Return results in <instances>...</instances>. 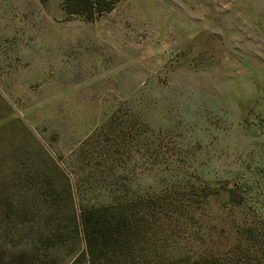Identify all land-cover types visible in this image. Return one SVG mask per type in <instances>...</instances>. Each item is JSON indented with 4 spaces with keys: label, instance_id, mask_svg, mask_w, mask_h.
I'll return each instance as SVG.
<instances>
[{
    "label": "rangeland",
    "instance_id": "374dc122",
    "mask_svg": "<svg viewBox=\"0 0 264 264\" xmlns=\"http://www.w3.org/2000/svg\"><path fill=\"white\" fill-rule=\"evenodd\" d=\"M105 1L0 0V264H264V0Z\"/></svg>",
    "mask_w": 264,
    "mask_h": 264
},
{
    "label": "trees",
    "instance_id": "16d2710c",
    "mask_svg": "<svg viewBox=\"0 0 264 264\" xmlns=\"http://www.w3.org/2000/svg\"><path fill=\"white\" fill-rule=\"evenodd\" d=\"M69 1L71 8L67 11L72 13H103L112 8L105 0ZM134 223L121 206L83 209L80 224L85 237V248L70 264H116L121 260L122 254L132 249L137 230Z\"/></svg>",
    "mask_w": 264,
    "mask_h": 264
}]
</instances>
